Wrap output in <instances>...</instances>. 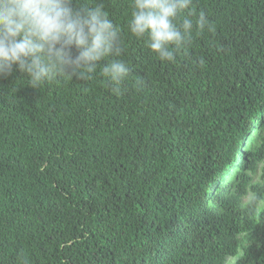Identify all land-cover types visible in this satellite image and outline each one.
Masks as SVG:
<instances>
[{
	"label": "trees",
	"instance_id": "obj_1",
	"mask_svg": "<svg viewBox=\"0 0 264 264\" xmlns=\"http://www.w3.org/2000/svg\"><path fill=\"white\" fill-rule=\"evenodd\" d=\"M131 69L33 88L0 79V264H264V211L242 190L264 160V0H194L211 30L175 63L127 33L131 0H103ZM259 137L256 142L253 138Z\"/></svg>",
	"mask_w": 264,
	"mask_h": 264
},
{
	"label": "clouds",
	"instance_id": "obj_2",
	"mask_svg": "<svg viewBox=\"0 0 264 264\" xmlns=\"http://www.w3.org/2000/svg\"><path fill=\"white\" fill-rule=\"evenodd\" d=\"M127 33L143 41L161 62L175 63L193 35L211 30L194 0H131ZM124 32L106 11L103 0H0V79L23 73L33 88L58 80H92L120 95L131 69L122 58ZM259 137L253 138L255 143ZM237 175L222 185L237 197L245 218L264 211V160L249 173L241 190ZM22 264H28L23 254ZM235 251L222 253L219 264H237Z\"/></svg>",
	"mask_w": 264,
	"mask_h": 264
}]
</instances>
